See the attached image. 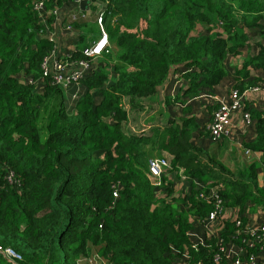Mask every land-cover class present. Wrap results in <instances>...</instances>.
I'll use <instances>...</instances> for the list:
<instances>
[{
	"label": "trees",
	"instance_id": "1",
	"mask_svg": "<svg viewBox=\"0 0 264 264\" xmlns=\"http://www.w3.org/2000/svg\"><path fill=\"white\" fill-rule=\"evenodd\" d=\"M35 1L0 0V246L19 253L17 264H90L96 255L98 264H231L220 247L234 243L239 264H264L250 259L259 245L246 247L242 233L249 214H264L255 165L233 171L195 144L198 123L185 104L230 74L238 93L264 87V0H103L109 45L90 59L72 109L42 74L54 45ZM44 2L50 19L60 0ZM73 25L99 33L87 21ZM67 59L88 57L78 49ZM172 78L180 84L164 104L179 103L177 115L148 135L124 129V100L137 108ZM243 109L255 131L243 145L264 154V109ZM153 157L169 161L159 184L149 176ZM171 172L188 192L175 189ZM210 190L244 216L194 243L195 220L213 209L199 193ZM0 264L14 263L0 253Z\"/></svg>",
	"mask_w": 264,
	"mask_h": 264
},
{
	"label": "crops",
	"instance_id": "2",
	"mask_svg": "<svg viewBox=\"0 0 264 264\" xmlns=\"http://www.w3.org/2000/svg\"><path fill=\"white\" fill-rule=\"evenodd\" d=\"M103 8V0H90L88 8L85 10L81 9L79 5L76 4V0H60L59 4L54 9L52 18L49 19L48 17L49 11H46V13H44V21L47 23L49 31L53 35L54 40V47L52 50L53 52L49 54L50 69L54 68V65L57 61H63V59H65L64 61H66V57L68 54L78 49H86V46H88L93 40L91 37L93 36V34L87 32V29L81 30L80 28L75 27L73 25V22L87 21L89 25H96V14ZM103 56L104 52H102L98 58L101 59ZM231 60L234 63H238L236 61L240 59L232 58ZM74 68V65L67 64L64 72L68 73ZM259 74L263 75V72H259ZM233 83L234 79L230 74L222 79L220 83L213 88L212 91L203 92L186 100L185 104H189L191 106L192 113L195 114L196 121L198 123V128L194 132V143L200 147L205 148L210 154L220 159L221 161H223V154L225 156V160H230L233 163V167H229L223 161L233 171L242 169L248 164H254L258 181L261 186H264V154L252 150L247 151V148L244 147L243 142L251 141L255 136V131L253 124L246 125L244 123L242 110H238L234 113L226 134H224L220 140L211 141L202 130L203 126L210 120L219 101H227L230 99V90L233 87ZM179 84L180 79H170L169 82L165 83L155 94L140 99L141 101H139V104L141 106L132 108L131 111L126 108L124 104V108L126 109L128 114V120L123 124V128L132 131V133L140 134L139 131H136L140 130L141 128L146 127L152 129L153 127L164 126V123H166L168 119L173 118L177 115L175 110L178 113V108L180 106L179 103L171 107L166 106L164 104V96L167 93L173 94ZM62 88L64 92L65 105L68 109H72L76 99L85 91V87L77 82L69 83L66 86H62ZM163 91L165 93H163ZM155 95L160 103L159 117L160 122H162V126H154V123L152 122L153 117L150 118L149 115L143 117L144 121L141 124L135 122L136 124H138L136 127L137 130H134L135 128L131 129L130 124L134 123L132 119L137 117L135 115L138 111L143 110V112H145V110L148 108L146 102H150ZM242 98L248 106L258 109H264V88H260L258 90H253L252 88L247 89L242 93ZM150 122L153 124H151ZM162 154L167 153L162 152ZM169 178L173 181V186L177 191H189L190 184L187 180L177 179L176 177H174V172L170 173ZM248 217L249 225H257L264 221L263 213L249 214ZM257 260H263L262 263H264V254H261V256L257 258Z\"/></svg>",
	"mask_w": 264,
	"mask_h": 264
},
{
	"label": "built area",
	"instance_id": "3",
	"mask_svg": "<svg viewBox=\"0 0 264 264\" xmlns=\"http://www.w3.org/2000/svg\"><path fill=\"white\" fill-rule=\"evenodd\" d=\"M77 2L79 0H76ZM44 0H37L34 3V9L37 11L42 23L44 25L43 34L53 40V35L49 31V27L47 23L44 21V13H45V4ZM103 9L99 10L96 14V24L98 27L99 34L93 39L89 46L84 50L85 55L88 57V60H75L70 61L67 59L66 61H57L54 65L53 69L49 67V54L52 53L53 49L50 53L45 57L42 63V74L43 76L51 75L52 82L54 84H58L61 86H66L69 83H77L78 80L84 75L83 70H87L90 66V59L99 56L103 51H106V48L109 45L107 33L104 29L103 25ZM68 57V55H67ZM74 65L75 68L70 72L66 73L65 67L66 65ZM264 87H255L253 90H258ZM243 98L242 93H238V90L232 88L230 90V99L227 101H219L215 111L212 114L211 120L205 125L206 130L208 132V138L211 141L220 140L224 134H226L228 126L231 122V118L234 113L238 110H242V117L244 123L246 125H251L252 120L248 111L243 109ZM250 151V149H247ZM169 167V161L165 157H153L148 161V169L149 176L151 181L154 184H159L160 176L162 172ZM197 186H202V183H196ZM200 197H203L207 200H213V209L206 214L202 219L195 220V228L191 229L188 233L190 239L194 243L203 242L207 240L209 237L216 235L219 231V226L222 221L230 219L233 220L235 225H241V217L244 216V213H241L236 206H226L222 203L221 199L217 197L214 190H210L209 193H199ZM242 233L246 235V247L253 248L255 244L259 245V253L256 255L250 254V259L255 260L261 254H264V221L257 225H249L247 224L243 229ZM225 258L232 259L231 264H239V256L243 254V247L234 244L228 243L220 247ZM245 251V247H244ZM0 253L11 261L14 264H17V260L21 257L19 253L15 252L13 249L9 247H1ZM259 255V256H258ZM218 258L216 255L215 259ZM99 257L96 255L93 259L89 260L90 264H98Z\"/></svg>",
	"mask_w": 264,
	"mask_h": 264
},
{
	"label": "rangeland",
	"instance_id": "4",
	"mask_svg": "<svg viewBox=\"0 0 264 264\" xmlns=\"http://www.w3.org/2000/svg\"><path fill=\"white\" fill-rule=\"evenodd\" d=\"M76 4L78 5V2L77 1H76ZM92 31L94 32V34H97L98 33V29H97V27H96L95 24H92ZM256 39L261 40V38L258 36V32L252 31L251 34H250V43L255 44V42L257 41ZM83 72H84V74H86L87 73V70H83ZM163 93H165V92L163 91ZM139 101H141V100H139ZM158 103H159V101H158L156 95L154 96V98H152V100L150 102L147 101L146 104H147V107L148 108L145 110V112H143V110L142 111H138L139 113L137 112V114L135 115L137 117H135V118L132 119L134 123H131L130 124L131 129L132 128H135L134 130H137L136 129L137 125L138 124H141L144 121L143 120V117L149 116V115H150L149 116L150 118L153 117L152 118V122L154 123V126H156V125L162 126V122H160V117H159L160 116V112H159L160 103L159 104ZM124 104H125L126 108H128L131 111L132 106H131L130 102H128L127 99L125 100V103ZM175 112L177 114V111L176 110H175ZM135 122H138V124H136ZM153 123H151V124H153ZM150 129L151 128H146L145 127V128H141L140 130H137L136 132L139 131V133L142 132L141 134H143V135H148L151 132ZM149 130H150V132H149ZM222 160L229 167H233V163L230 160H225V156L223 154H222Z\"/></svg>",
	"mask_w": 264,
	"mask_h": 264
},
{
	"label": "water",
	"instance_id": "5",
	"mask_svg": "<svg viewBox=\"0 0 264 264\" xmlns=\"http://www.w3.org/2000/svg\"><path fill=\"white\" fill-rule=\"evenodd\" d=\"M89 4H90V0H79V1H78V5H79V7H80L81 9H83V10L87 9L88 6H89Z\"/></svg>",
	"mask_w": 264,
	"mask_h": 264
},
{
	"label": "clouds",
	"instance_id": "6",
	"mask_svg": "<svg viewBox=\"0 0 264 264\" xmlns=\"http://www.w3.org/2000/svg\"><path fill=\"white\" fill-rule=\"evenodd\" d=\"M95 23H96V20H95ZM97 25V24H96ZM99 32V31H98ZM99 34V33H98Z\"/></svg>",
	"mask_w": 264,
	"mask_h": 264
}]
</instances>
